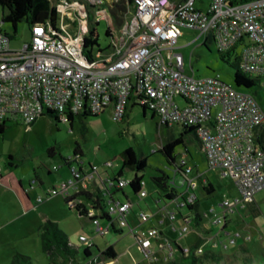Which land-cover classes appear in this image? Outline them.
<instances>
[{
	"label": "built area",
	"instance_id": "1",
	"mask_svg": "<svg viewBox=\"0 0 264 264\" xmlns=\"http://www.w3.org/2000/svg\"><path fill=\"white\" fill-rule=\"evenodd\" d=\"M229 1L210 0L203 10L196 0H109L105 4L104 0H57L52 4L57 11L54 24L31 25L29 40L16 47L0 25V123L19 118L30 126L46 110L55 111L64 123L69 114L99 115L110 110L113 120L121 122L132 104L155 114L160 124L195 128L209 166L232 177L242 195L240 201L220 204L221 214H214L211 224L222 227L227 212L251 203L264 190V110L254 93L223 82L218 74H187L178 42L186 29L203 37V45L214 44L218 54L236 47L239 69L264 91V0ZM100 5L105 9L100 10ZM108 13L117 24L115 34L108 28V44L90 48L86 40L92 26L99 19L107 20ZM80 159L69 157L70 178L49 189L46 197H38L36 204L61 194L71 199L70 207L75 205L72 197L97 174L95 165L84 171ZM189 172L188 168L185 178L192 191L197 177L189 178ZM127 184L121 179L117 187ZM146 195L144 189L138 194L140 198ZM193 199L192 194L188 202ZM130 207L129 202L109 203L108 223L93 220L97 235L107 234L114 222L132 231L127 220ZM93 214L89 210L87 217ZM138 217L145 220L148 215L140 212ZM168 217L175 219V212H168ZM188 222L178 229V236L190 230ZM158 236L152 228L144 238H136L149 262L158 261L151 250V240ZM78 239L84 248L93 246L89 237ZM226 243L234 244V237L229 236ZM226 243L222 242L224 248ZM158 247L165 250V260L176 251L170 242ZM180 251L190 253L187 247ZM202 253V247L194 250L195 255ZM88 263L97 264V256H91Z\"/></svg>",
	"mask_w": 264,
	"mask_h": 264
},
{
	"label": "rangeland",
	"instance_id": "2",
	"mask_svg": "<svg viewBox=\"0 0 264 264\" xmlns=\"http://www.w3.org/2000/svg\"><path fill=\"white\" fill-rule=\"evenodd\" d=\"M108 1L104 0V4ZM209 1L196 0V6L205 10ZM50 2L53 4L56 0H50ZM104 7L100 5L99 9L104 10ZM1 16L0 7L1 29L12 38V47L29 40L30 27L27 24H19L14 34L9 24L1 22ZM126 17L130 18V15ZM95 23H97L94 27L98 35V44L100 47H105L109 42V38L105 35L106 30L109 28L115 34L117 24L109 13L107 20L99 19ZM203 41L204 38L198 37L193 31L182 30L178 51L184 57L185 72L197 77L218 74L223 82L234 85L233 68L219 58L214 44L203 45ZM239 90L243 89L239 88ZM249 91L255 94L264 110V91L259 87ZM181 132L178 126L167 127L160 124L159 118L152 117L149 111H146L144 116L139 106L131 108L122 122L113 120L110 112L83 119L76 117L72 125L57 122L46 113L38 117L30 126L23 124L19 118L7 122L5 131L0 134V264H47L48 260L42 250L40 236V227L46 223V220L56 222L59 228L65 231L64 234L69 242L78 249L79 257L84 249L78 239L80 235L96 238L97 242L102 240L101 236L96 235L92 221L86 216H80L74 208H70L63 195L59 194L41 205H36L38 197H46V192L57 184L56 179L60 178L59 172L54 171L53 166L60 167V170L64 171L63 158L71 157L76 149L84 153L83 161L86 166L94 164L101 170L108 169L111 176L112 172L108 168V163L113 164L112 169L116 174L121 168L120 154L126 148H132L138 157H146L147 166L140 174L143 175V181L146 184L143 189L147 193V198L145 200L139 196L136 197L140 199L147 213L150 211H147L146 203L157 211L152 199L157 196L158 189L152 178L160 172H165L173 178L171 167L168 166L159 149L163 144L179 137ZM185 143L188 154H184V148L180 145L175 149L176 160L186 162L190 169L189 178L203 175L215 189L214 193L207 197L200 190L196 191L203 219L209 225L208 223L214 219L213 214L208 213L210 208L218 207L224 200L240 201L242 195L232 177L223 175L220 169L209 166L205 155L198 149L192 138L185 136ZM50 150H52L51 154H49ZM47 170L51 171L50 175L47 174ZM133 175V172L125 171L121 179L129 181ZM39 179L42 180L41 184ZM174 179L176 180L174 186H179L181 178ZM18 180H21L28 190L29 186L34 188L29 191L28 201L17 185ZM125 189L128 191V187ZM81 200L89 206V202L83 198ZM254 200L258 215L264 218V190L257 193ZM249 205L244 203L245 208L241 204L236 205L232 212L226 213V217L239 222L251 220L252 212L249 210ZM183 212L185 213L186 210L183 209ZM115 235L111 229L107 236L110 242H113ZM132 243V238H128V234L125 233L120 245L129 247ZM212 243H218V241L213 240ZM233 247L228 244L229 253H232ZM251 249V255L236 254L237 264L245 262L264 264V241L252 243ZM216 250L221 254L226 252L221 249L220 244ZM22 256L28 257L29 261ZM244 256L247 257L246 261ZM252 259L255 261H251Z\"/></svg>",
	"mask_w": 264,
	"mask_h": 264
},
{
	"label": "trees",
	"instance_id": "3",
	"mask_svg": "<svg viewBox=\"0 0 264 264\" xmlns=\"http://www.w3.org/2000/svg\"><path fill=\"white\" fill-rule=\"evenodd\" d=\"M130 1V0H129ZM250 0H230L231 4L245 3ZM0 7L2 10L1 22L7 23L11 26L14 34L17 32L19 24L25 23L29 27L34 24L45 23L49 21L51 24L57 19V11L55 7L51 4L50 0H0ZM95 26V25H94ZM108 29L105 34L108 35ZM95 31V28L92 26L90 30V37L86 40V45L90 48L98 45V37ZM219 58L233 68V84L237 88H242L244 90L254 89L257 86L256 80L252 79L248 74L242 72L239 69V53L235 48L227 51L224 54L219 53ZM132 105V104H131ZM134 106V105H132ZM146 109L142 108L143 115L145 116ZM45 113L53 118L57 122H62L58 114L53 110H46ZM43 116V115H42ZM80 119L86 117H95L97 115L89 114L83 112L82 114L77 115ZM156 116L152 113V117ZM75 116L70 115L65 123L71 122ZM10 120H4L0 123V134H2L6 127L7 122ZM34 123V122H33ZM32 123V124H33ZM31 124V125H32ZM165 125V124H164ZM167 126V125H165ZM168 127V126H167ZM182 132L179 137L174 138L173 140L168 141L166 144H163L159 149V152L165 157L166 163L171 167L173 172V178H170L165 172H160L159 175L154 176L152 181L158 189V193L161 196V199L165 201H175L179 189L184 185L187 186V180L185 178L186 170L189 168L185 161L176 160V147L182 145L184 148V154H188V148L185 143V136L192 138L196 143L199 144V139L195 128L181 127ZM191 141V139H189ZM260 142V140H258ZM77 149L74 151L71 157H74L77 154ZM52 153V150L49 151V154ZM121 159V168L111 178L110 184L106 187L105 193L90 194L89 192L82 190L72 197L75 200V205L70 208H74L80 216H86L89 210H93L94 214L90 220L97 219L100 223V220H105L107 223L110 220V217L107 213V205L111 202H115L112 198L116 193L123 191L125 187H128V191L131 193L139 194V192L144 187L143 175L140 174L147 166L146 157H138L135 151L132 148H126L120 154ZM65 165L69 166V157L63 158ZM74 162V161H73ZM91 166V165H90ZM81 168V167H80ZM70 170V168H69ZM81 170V169H80ZM130 171L134 175L131 180L128 181V184L125 187L118 188L117 182L121 180L123 172ZM48 173L49 170L47 171ZM71 175V173H70ZM180 177L179 186H174L176 180L174 178ZM197 187L205 194H211L214 191L213 186L205 180V176L199 175L196 178ZM188 188V186H187ZM110 191H113L110 194ZM110 195L109 199L106 198V195ZM81 198L89 202L87 206ZM71 199L65 198V202L69 203ZM120 202V201H118ZM188 209L193 208L196 205V198L193 199L192 203L185 202ZM106 223V224H107ZM114 224V223H113ZM112 230L115 234L122 233L124 229L116 230L113 225ZM40 236L42 243V250L48 260L47 264H89L88 259L93 256L89 251L91 248H84L81 256H78V249L72 244H69L67 236L62 234L55 223L46 221L40 227ZM196 248V247H195ZM180 250V249H179ZM181 252V251H180ZM101 254V253H100ZM102 255L105 257H115V254L111 247L107 248L102 252ZM181 256L184 257V263H175L171 262L169 264H207V263H223V264H232L233 262L237 264V259L232 255L228 257L227 255H221L219 253L207 252L204 254L196 256L193 252H190L188 255L181 253ZM26 261H29L28 257L22 256ZM247 257H244L246 261ZM251 261H255L252 259ZM233 263V264H234ZM244 264H247L246 262ZM259 264V263H256Z\"/></svg>",
	"mask_w": 264,
	"mask_h": 264
},
{
	"label": "crops",
	"instance_id": "4",
	"mask_svg": "<svg viewBox=\"0 0 264 264\" xmlns=\"http://www.w3.org/2000/svg\"><path fill=\"white\" fill-rule=\"evenodd\" d=\"M135 106L136 105L132 106L130 104L127 107L123 120L125 119V117H127L131 108ZM106 112H110V110H107ZM76 117L78 116H75L73 118L71 125L75 122ZM173 126H178V125H173ZM178 127L182 130L180 126ZM196 145L198 149L200 150L199 144L196 143ZM76 155H78L81 158L80 161L82 162V165H81L82 169L84 171H89L90 165H94V164H89L88 166H86L83 161L84 153L81 152L80 150L77 151ZM109 163L110 165L108 166V168H110V171L112 172V176L109 174L108 169L101 170L97 166V174L92 181H88L86 183V188L84 189L85 191L93 195L100 193V192L105 193L106 187L110 184L111 178H113V176L115 175L112 169L113 164L111 162ZM64 166H65L64 171L60 170V167L53 166V170L58 171L60 174V178L58 177V179H56V182H55L57 184L61 181H65L68 178H70L69 166L65 164ZM49 172L50 173L47 172L48 175L51 174L50 170ZM0 179H1V176H0ZM205 180L212 185V183L208 180V178L205 177ZM39 182L41 184L42 180L39 179ZM17 185L20 188V190L24 192L25 197L28 201L30 199L29 191L33 190L34 188H31V186H29L30 189L28 190L21 180L17 181ZM55 185H53L52 187H54ZM145 185L146 184L144 183V186ZM12 190L14 191V186L12 187ZM197 190H200L202 194L206 197L212 195L215 191L214 189V191L211 194H205L200 189L199 186L191 191L190 189L187 188L186 185H184L183 187L179 189L180 192L178 193V196L176 197L175 201H172V202L161 199V196L157 192V196H155L152 199L157 211L154 210L153 206L149 205V203H146L147 208H148L147 211H150L149 213H147L143 209V205L139 201L140 199L136 197L138 195L135 193H131L130 191H126V189L124 188L122 192L116 193L115 195L112 196V198L116 201L129 202L131 204L130 210L127 213V220H128L129 226L131 227L132 231L128 229H124L122 233L116 234L115 238L114 239L112 238L113 242H110V238L107 236H109L112 227L109 226L108 233L105 234L104 236H101L102 238L101 241L97 242L96 238H91L93 247L91 248L89 252L92 255L97 256V264H101L99 263L100 261H103V262L113 261V264H169L171 262L184 263L185 262L184 257L181 256V252L179 249L187 247L188 249H190V252H193L194 254V250L197 247H202L203 248L202 254H204L205 251L207 252L212 251L214 253H219L216 250L218 244L221 245V249L223 251H226L223 254L219 253L221 255H227L228 257H231L233 255L235 258H236L237 253H243L244 255H251L252 243H262L264 241V218L258 215L259 212L257 210L258 208L255 206L254 197H253L252 202L249 203L250 205L248 206L250 212H252L251 220H248V221L245 220L243 222L242 221L239 222L235 219L226 217L227 218L226 224L220 227V226H214L210 222L208 223L209 225L206 224L207 222H205V220L203 219V215L201 212L202 210H201L200 202L196 196ZM112 192L113 191H110V194ZM192 194L196 198V205H194L193 208L188 209L187 205H185V202L186 201L188 202V199L190 198V195ZM109 196L110 195L107 194L106 198L109 199ZM55 197L57 196H54V198ZM145 198H147V195L141 199H145ZM51 199H53V197L47 200H44L42 203L49 201ZM42 203L36 204V205H41ZM246 206H244L243 208H245ZM183 209L186 210L185 213L183 212ZM170 211L175 212V219L173 220H170L168 217V212ZM140 212H144L146 215H148L147 219L140 220V218L138 217V214ZM208 213L213 214V217H214V214L219 215L221 213L220 205L218 207L213 206L212 208H210ZM88 218L90 219V217ZM187 220L189 221L188 225H189L190 230L180 237L177 234L178 229L182 227L183 224H185ZM46 221L55 223L58 230L62 234L65 233L64 230L59 228L56 222H53L51 220H46ZM91 221L93 225L95 226L93 220ZM106 223L107 222L105 220H100L101 225H105ZM113 227L116 230H121L115 222L113 224ZM152 228L157 229V231L159 232V236L151 240V250L158 257L157 262H149L148 260H146L143 254L141 253V251L139 250L138 246L136 245V238L138 236L144 238L146 236V232ZM95 231H96V226H95ZM125 233L128 234V238L131 237L133 240V243L129 247H123L120 245V242L123 241L124 239ZM229 236H232L235 239V243L231 244L234 246L232 253H229L228 251L229 243H226L227 238ZM205 238H209L208 243L205 242ZM213 240L214 242L218 241V243H212ZM166 242L172 243L175 246L176 251L173 253L171 257L165 260L164 258L166 257V252L165 250L160 249L158 246L160 244H166ZM222 242L223 244L226 243V248L222 246ZM109 247L112 248L115 254V257L109 258V257H105L102 255V252L105 251ZM136 252L138 254H135ZM137 255L139 256V258H135ZM196 256H199V255H196Z\"/></svg>",
	"mask_w": 264,
	"mask_h": 264
}]
</instances>
